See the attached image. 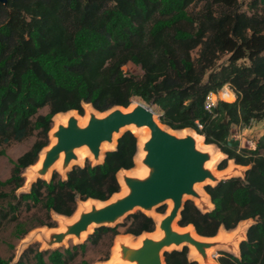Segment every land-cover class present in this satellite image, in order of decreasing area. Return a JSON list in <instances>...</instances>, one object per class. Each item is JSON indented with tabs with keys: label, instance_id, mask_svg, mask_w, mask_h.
<instances>
[{
	"label": "trees",
	"instance_id": "trees-1",
	"mask_svg": "<svg viewBox=\"0 0 264 264\" xmlns=\"http://www.w3.org/2000/svg\"><path fill=\"white\" fill-rule=\"evenodd\" d=\"M227 56L226 60H222ZM142 74H127L128 63ZM230 85L236 99L208 110L206 97ZM134 101L151 105L162 124L190 128L216 145L228 161L248 166L243 177L207 184L213 208L202 211L187 199L178 225H192L204 237L254 222L239 244V255L222 251L219 264H264V134L243 147L234 127L264 120V0H7L0 3V146L33 136L32 146L13 160L11 175L0 180V226L14 223L21 239L30 230L53 227L52 213L72 216L77 200H109L121 189L117 174L135 165L138 138L126 130L103 162L74 166L62 178L55 172L37 179L26 192L24 170L38 162L50 144L58 113L84 115V104L98 112ZM48 107L46 113L40 110ZM6 155L4 147L0 156ZM165 213L166 206L158 208ZM156 221L142 210L115 226H98L83 243L64 250L28 246L12 262L69 264L88 244L98 246L123 231L140 236ZM109 259V255L103 260ZM166 264H199L188 246L164 252ZM87 264V263H86Z\"/></svg>",
	"mask_w": 264,
	"mask_h": 264
},
{
	"label": "water",
	"instance_id": "water-1",
	"mask_svg": "<svg viewBox=\"0 0 264 264\" xmlns=\"http://www.w3.org/2000/svg\"><path fill=\"white\" fill-rule=\"evenodd\" d=\"M6 1L0 0V3L6 4ZM91 108L90 118L85 125L81 126L77 116L72 114L66 124H58L57 128L50 132V136L55 137L56 142L44 148L41 164L30 183L39 178L47 179L53 169L52 166L62 153L61 168L65 171L63 173L67 174L73 168V162L79 161L75 150L83 146L92 154L95 164L102 163L104 159L100 157L102 142H111L115 134H118V140L126 130H130V126L136 128L146 126L150 130V136L142 146L144 155L140 159L146 170L142 176L122 173L120 177L127 187L126 193L103 205L93 203L90 209L83 208L75 220L66 224L64 230L51 233L46 239V244L52 246L61 243L67 236L81 240L82 233L90 227L92 229L102 225L115 226L136 210H142L149 215L156 207L170 201L172 203L170 210L158 224L163 235L158 238L143 236L138 247H130L123 241L119 242L120 259L131 264H166L165 251L192 245L196 249V255L207 263L208 253L214 242L205 241L203 238L212 237L201 236L194 229L197 235L195 238L189 231L176 230L174 223L180 217L185 196L202 199L195 190L196 184L210 181L213 183L211 185H216L221 180L233 176L228 177L226 173L215 175L207 165L212 158L210 152L201 150L192 134L179 135L165 124L163 127L151 105L134 101L131 107L115 106L103 113L92 106Z\"/></svg>",
	"mask_w": 264,
	"mask_h": 264
},
{
	"label": "rangeland",
	"instance_id": "rangeland-1",
	"mask_svg": "<svg viewBox=\"0 0 264 264\" xmlns=\"http://www.w3.org/2000/svg\"><path fill=\"white\" fill-rule=\"evenodd\" d=\"M250 0H240L241 2V8L243 10L248 9V2ZM227 56L223 57V61L226 60ZM124 70L127 74H142V70L139 66L133 64V63H128L125 65ZM235 100V97L232 101H224V102H233ZM89 104H84V115H80L76 111V115L80 117V119L84 118L86 115V111L88 108ZM90 106V105H89ZM48 111V107H45L40 110V113H46ZM156 113V112H155ZM156 115L159 117V115L156 113ZM55 127V121L53 120V127ZM50 130V132L52 131ZM131 130V129H130ZM192 134L197 141V145L201 150L208 151L210 154L213 156H216V161L214 162L213 166V173L215 175H219L222 171L226 172V176H241L243 177L245 174V170L248 168V166H242L236 164L233 160L228 161V165L225 169L219 170L218 165L219 163L226 157L224 153H222L219 148L214 145V144H208L205 142L204 136L198 134L195 130L190 129V128H185V129H180V130H174L172 129L173 132L176 134H181L183 131ZM132 131V130H131ZM182 131V132H181ZM49 132V140L50 144L52 143V138L50 136ZM264 134V120L254 122L252 125L248 128H240V127H234L232 129V135L235 138V141L239 143L243 147H254L256 145V142L258 139ZM36 140V136H33L27 140L21 141V142H12L9 145L6 146H0V148L4 147L6 150V155H1L0 156V180H5L11 175L12 168H13V160H16L20 155H22L24 152H26L33 144V142ZM49 144V145H50ZM48 145V146H49ZM47 146V147H48ZM115 146L111 149H114ZM108 149V150H111ZM108 150H105V152L102 155V159L105 156L106 152ZM43 151V150H42ZM138 152H139V147H138ZM139 154V153H138ZM90 162L91 164H95V161L91 156H84V159L80 161H74L73 162V167L76 165L83 166L85 165L86 162ZM71 165V166H72ZM30 168L27 167L24 172L23 176L25 178L24 185L17 190V193L20 192H26L30 189L31 184L27 182L26 178V172ZM145 167L142 164H139L137 160L135 159V165L133 168L127 170V171H122L120 170L117 174L118 180L121 185V189L118 193L114 194L109 200L107 201H100L96 199H88L86 201L83 200H77V207L76 211L72 216H64L57 214L53 212L52 215V220L54 222L53 227H48V226H40L36 227L32 230H30L25 236H23L21 239H16L12 235L13 231V226L14 223H5L3 226H0V256L4 259L6 258H12V262L16 261L21 253L30 245H35L38 247L40 250H54V249H61L64 250L68 247H72L75 244L83 243L87 239L88 235L94 231L95 228H92L90 233L86 234L85 236L82 237L81 240H77L74 236H67V238L61 242V243H56L53 244L52 246H48L46 244V239L50 236L51 233L53 232H60L64 230V224H69L73 221L74 215L78 212V210H82L84 208V204L86 202H92L97 205H103L104 203L113 200L115 197L120 195L122 192V184H121V174L126 173L127 175H138L142 176L145 173ZM57 172L60 174L62 178H66V173H63L60 171L58 167H55L51 170L50 175L47 179H50L52 175ZM28 183V184H27ZM207 184H213L210 181H205V182H200L195 185V190L201 195V200L199 198L187 195L184 197V201L187 199H191L195 202V204L202 210V211H209L213 208V204L211 203L210 197L207 195L205 191V186ZM27 185V186H26ZM163 206H166V211L165 213L159 212L158 208H162ZM169 209V202H166L164 204L159 205L156 207L152 212L156 213L159 217H163ZM79 210V211H80ZM154 218L156 221V227L153 232H148V233H143L140 236H134L131 234H126L123 231H121L120 234L114 237V239L111 241L109 238H105L100 245L98 246H93L88 244L87 251L84 255L79 254L74 262H71L69 264H119L118 262H115L113 260V255H114V249L116 246V243L119 239H124V238H131L133 243H137L139 239L143 236H150L153 238H158L160 231L158 227V221L156 220V216H153L152 214H149ZM123 219L120 221L122 222ZM178 220L174 223V227L179 229V230H185L186 227L184 226L181 227L178 225ZM253 220H247L241 222L236 229L227 231L225 229H221L219 233L212 238H203V240L208 241V242H214V245L210 248V252L208 253V262L204 263L203 259L201 257H198L196 255V252H193L191 247L188 246L189 249V257L193 260L198 261L199 264H219L218 263V258L220 256V253L222 251L230 252L234 255H239V244L240 242L246 238V232L248 227L253 223ZM240 231V232H238ZM109 255V259L103 260L105 256Z\"/></svg>",
	"mask_w": 264,
	"mask_h": 264
},
{
	"label": "bare ground",
	"instance_id": "bare-ground-1",
	"mask_svg": "<svg viewBox=\"0 0 264 264\" xmlns=\"http://www.w3.org/2000/svg\"><path fill=\"white\" fill-rule=\"evenodd\" d=\"M228 99H229L230 101H232V100L234 99V97H233V96H229ZM89 105H90V104H89ZM89 105H88V108H87V111H86V115H85V117L82 118V119H80V117H78V116L76 115L75 110H72V111H69V112H66V113H58V114H56V115L54 116V118H53V120L55 121V127L52 129V132L57 128L58 124H66L67 121H68V119H69V116L72 115V114L75 115V116H77V118H78V122H79V124H80L81 126H82V125H85V124L88 122V120H89V118H90V114H91V112H92V108H91V106H89ZM131 106H132V104H131L129 107H131ZM156 120H158V117H157V116H156ZM161 125H162L163 127H165L164 124L161 123ZM129 128L135 133V135H136L137 138H138V147H139V152H138V153H139V154L137 153L135 159L137 160V162H138L139 164L142 165V163H141V161H140V159H141L142 156L144 155V152H143V150H142V146H143V143L149 138V136H150V130H149V128L146 127V126L141 127V128H136V127H134V126H130ZM182 131H183V132H182ZM182 131H181L182 133L179 134V135H184V134L187 133V132H185V130H182ZM117 136H118V134H115L114 137H113V140H112L111 142H108V141H104V142H102V144H101V146H100V157H102V155H103V153L105 152V150L111 149V148H113V147L116 145ZM51 138H52V144L55 143V142H56V138H55V137H51ZM75 152L78 154V157H79V161H80V162L84 159V156H85V155H87V156H91V157H92V154L89 152V150H88L85 146L76 149ZM43 156H44V151H42V152L40 153V157H39L38 162H37L36 164L30 166V168L27 170V172H26L27 182L30 183V181L35 177V176H34V175H35V171H36V170L38 169V167L40 166V164H41V160H42ZM216 159H217L216 156H213V157L211 158V160L207 163V165H208L212 170H213L214 162L216 161ZM62 160H63V153L61 154L60 158L54 163V165L52 166V168L58 167V168L60 169L61 172H65V171H63L62 168H61V167H62ZM124 171H127V170H124ZM224 173H226V172H225V171H222L219 175H222V174H224ZM27 184H28V183H27ZM121 184H122V192L120 193V195H122V194H124V193L127 192V187H126V185H125V183L123 182L122 179H121ZM26 186H27V185H26ZM207 195H208V194H207ZM92 204H93V203L90 202V201H89V202H86V203L84 204V208H85L86 210H88V209H90V207H91ZM171 206H172V203L169 201V209H168V211L170 210ZM79 210H80V209H79ZM79 210H78V212L76 213V215H74L73 220H75V219L78 217L79 213L82 211V210H80V211H79ZM150 214H152V215L154 214L153 216H156L155 218H156V220L158 221V223H159V221L163 218V217H162V218L159 217V216L156 215V213H154V212H151ZM63 225H64L63 227H64V229H65L66 224L63 223ZM90 229H91V227H90L87 231H84V232L82 233V237L85 236V235L87 234V232L90 231ZM175 229L178 230V231H180V232H182V231H189V232L192 234V236H194L195 238H197V235H196V233H195L194 228H193L192 225H189L188 227H186L185 230H179V229H177V228H175ZM159 231H160L159 237H161V236L163 235V232H162L160 229H159ZM238 232H240V231H238ZM142 238H143V237H141L137 243H133L132 240H131V238H124V239H122V240L119 239V240L117 241L116 246H115V249H114V255H113V257H112L113 260H114L115 262H118L119 264H131V263L124 262V261H122V260L120 259V252H119L120 247H119V242H122V241H123V242H125L127 245H129L130 247H138V246H140L141 243H142ZM190 247H191V249H192L193 252H196V249H195L194 246L190 245Z\"/></svg>",
	"mask_w": 264,
	"mask_h": 264
},
{
	"label": "built area",
	"instance_id": "built-area-1",
	"mask_svg": "<svg viewBox=\"0 0 264 264\" xmlns=\"http://www.w3.org/2000/svg\"><path fill=\"white\" fill-rule=\"evenodd\" d=\"M229 96L235 97L233 89L230 85H225L222 89L217 92H210L205 101V107L208 110L213 109L219 101H230ZM236 99V97H235Z\"/></svg>",
	"mask_w": 264,
	"mask_h": 264
},
{
	"label": "crops",
	"instance_id": "crops-1",
	"mask_svg": "<svg viewBox=\"0 0 264 264\" xmlns=\"http://www.w3.org/2000/svg\"><path fill=\"white\" fill-rule=\"evenodd\" d=\"M247 220H252V219H247ZM247 220H244V221H247ZM243 222V221H242Z\"/></svg>",
	"mask_w": 264,
	"mask_h": 264
}]
</instances>
